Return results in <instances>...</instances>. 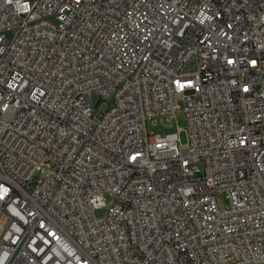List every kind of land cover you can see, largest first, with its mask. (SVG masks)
<instances>
[{"label": "built area", "instance_id": "built-area-1", "mask_svg": "<svg viewBox=\"0 0 264 264\" xmlns=\"http://www.w3.org/2000/svg\"><path fill=\"white\" fill-rule=\"evenodd\" d=\"M0 264H264V0H0Z\"/></svg>", "mask_w": 264, "mask_h": 264}, {"label": "rangeland", "instance_id": "rangeland-1", "mask_svg": "<svg viewBox=\"0 0 264 264\" xmlns=\"http://www.w3.org/2000/svg\"><path fill=\"white\" fill-rule=\"evenodd\" d=\"M97 103V96L92 95V105ZM105 107L104 104L99 105V109H103ZM186 125L185 117L183 114H178L174 119H167L165 117H157L154 121H149L147 123V130L149 133L153 132L155 134H165L176 132L179 133L180 140L184 143L186 141V133L184 131ZM226 200H223V204H225ZM104 209H98L96 214H102Z\"/></svg>", "mask_w": 264, "mask_h": 264}]
</instances>
